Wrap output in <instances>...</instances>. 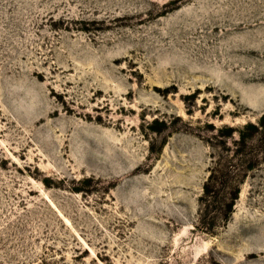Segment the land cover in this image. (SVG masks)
<instances>
[{"label": "rangeland", "instance_id": "1", "mask_svg": "<svg viewBox=\"0 0 264 264\" xmlns=\"http://www.w3.org/2000/svg\"><path fill=\"white\" fill-rule=\"evenodd\" d=\"M0 264H264V0H0Z\"/></svg>", "mask_w": 264, "mask_h": 264}, {"label": "bare ground", "instance_id": "2", "mask_svg": "<svg viewBox=\"0 0 264 264\" xmlns=\"http://www.w3.org/2000/svg\"><path fill=\"white\" fill-rule=\"evenodd\" d=\"M223 10V11H222ZM217 11H202L196 14L193 18L186 17V21H190V25L193 29L192 34L197 35L195 40L200 42H206L213 46V52L215 56L208 55L202 56V54L191 53L186 55L188 66H197L201 70L198 71L199 75L205 74L206 69L203 64H218L222 65H234V61L248 60L252 54V49L255 48L253 44L258 41V35H255L253 31H249L250 27L247 21L236 23V20L227 21L230 15L227 13L228 10L222 9ZM150 16L140 18L142 23H145L150 17L158 15L159 9H150ZM230 28V29H228ZM201 30V32H199ZM191 34V35H192ZM260 39V38H259ZM194 40V41H195ZM192 41V42H194ZM177 42L182 43L181 40ZM221 52V55L218 54ZM229 58L227 61L225 58ZM181 67V66H180ZM196 68V69H197ZM182 74H180L181 76ZM190 78L193 73L186 74Z\"/></svg>", "mask_w": 264, "mask_h": 264}]
</instances>
